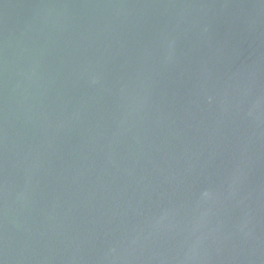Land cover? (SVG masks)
Masks as SVG:
<instances>
[{
	"label": "water",
	"instance_id": "obj_1",
	"mask_svg": "<svg viewBox=\"0 0 264 264\" xmlns=\"http://www.w3.org/2000/svg\"><path fill=\"white\" fill-rule=\"evenodd\" d=\"M0 264H264V0H0Z\"/></svg>",
	"mask_w": 264,
	"mask_h": 264
}]
</instances>
